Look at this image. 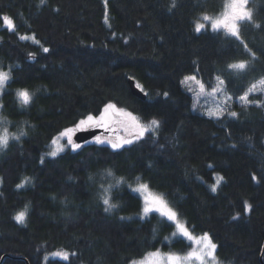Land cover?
<instances>
[{"label":"trees","instance_id":"1","mask_svg":"<svg viewBox=\"0 0 264 264\" xmlns=\"http://www.w3.org/2000/svg\"><path fill=\"white\" fill-rule=\"evenodd\" d=\"M222 8L223 0H108L105 20L104 0H0V70L10 77L0 92L8 132L0 147V264H130L158 248L187 250L173 222L138 216L136 181L161 194L192 233L207 232L223 263L264 264V107L235 103L237 118L211 119L193 110L181 84L196 74L212 87L219 75L236 98L264 78V0H248L252 20L241 24L255 57L224 31L197 36L195 18ZM239 62L244 70L227 68ZM249 99L263 100L259 92ZM108 103L161 127L119 155L91 139L49 155L58 133ZM104 197L115 205L108 212ZM21 211L24 223L15 220ZM56 250L68 260L50 256Z\"/></svg>","mask_w":264,"mask_h":264},{"label":"snow or ice","instance_id":"2","mask_svg":"<svg viewBox=\"0 0 264 264\" xmlns=\"http://www.w3.org/2000/svg\"><path fill=\"white\" fill-rule=\"evenodd\" d=\"M41 3H43V0H41ZM248 3V0H231V4L228 5L229 11H227L222 18H216L212 19L210 17L205 16L203 19L205 21H210L211 23V31L218 33L221 29H223L226 34L230 37H234L236 41L239 42V44L243 45V47L251 53L253 57H255L256 53L252 52L251 49L248 48V45L244 42V40L241 37V24L245 21H251L252 20V14L250 11L246 10V5ZM104 6H105V20H107V8H108V0H104ZM5 25L9 30H14L15 25L13 23V20L8 17L4 16L2 17ZM257 27H260L257 25ZM206 29V25L201 23L197 24L195 27V32L197 36L203 34L204 30ZM22 40L29 39L28 36L23 35L20 37ZM34 43L40 44V41L35 38L33 35L31 37ZM50 49L48 47H43L44 53H49ZM34 53H29V56H33ZM228 69L231 70H244L246 68V64L244 62L239 63H231L227 65ZM9 73L5 71H0V88H2L6 81L9 80ZM186 81H192L196 80V75H191L185 77ZM216 86L212 87V95L216 97H222L223 98V104L219 105L215 110H210L207 112V116L211 119L216 120H223L225 117L230 118H237L238 113L236 111L231 110V105L228 104V101L233 100V95H229L227 92V86L225 84V79H222L221 76H216ZM184 81H181L183 83ZM199 84V92L197 95H203L205 92V85L202 81H197ZM137 88H140V85H136ZM140 91L143 92V89L140 88ZM189 91H192V89H189ZM240 90L237 89V93ZM262 93L264 94V78H262L259 81V87L257 84H252L250 87L247 88L246 91H243L242 94H238L236 96L237 101L243 102L244 105L249 104H255L257 107H264V100L256 99V100H250L249 96L255 93ZM18 95L22 99L23 103L25 105L29 104L30 100L32 99L29 92L26 89H22L18 92ZM163 95L167 98L169 97L168 92H164ZM161 121L157 119H152L150 121L149 125H145L141 123L140 117L134 115L130 111H125L122 108H117L115 104L108 103L104 106L103 110L100 111L99 116H94L92 114H88L85 118L80 119L78 123L75 124L74 127H68L65 128L63 131L59 133V138H66L67 145L71 148L73 152H75L77 149H80L82 147L83 143H87L88 141L85 140L81 143L76 142L74 139V133L77 131L84 129H90V128H104L107 130H113L112 125H118L119 129H122L124 132L127 133L126 137H120L116 136L115 138H108V139H102L100 136H95V143L97 144H107L110 145L111 149L113 150L114 154L119 155L121 151H129L131 150V146L137 144L138 142H144L147 143L148 141L145 140L146 133H150V130L158 129L161 127ZM15 139H19V137H14ZM151 138V137H149ZM52 143L54 145L57 144V139H53ZM8 145V138L7 136H0V147H7ZM64 150L63 146H59L56 148V150L49 153L52 157H56L59 152H62ZM106 150V149H102ZM41 164L44 163V160L41 159ZM224 179L223 176H220L216 184L212 185L211 191L216 192L217 186L220 184V181ZM253 181L257 180L256 175H253L251 177ZM27 182V181H26ZM18 189L24 187V184H17L16 186ZM147 185H141L139 190L147 189ZM122 199V196L119 197ZM138 199V197H136ZM103 199V205H105L104 211L108 212L112 208L115 207V205L110 204V200L107 197L102 198ZM144 206L142 208L143 217L141 219H144V217H148L149 213H159L162 217H165L168 221H171L175 224V226L179 229V232L182 236L186 237L189 241H195L198 243L201 248L200 251L190 253V256H195L196 259L200 260L201 264H216V249L217 244L213 242L212 237L207 233H203V235L197 239L192 235V233L189 231V229L184 225L179 223L178 220V213L177 211H174L173 208L169 207L167 201L163 199L161 196H152V195H145L144 196ZM244 211L249 212L252 209V205L245 202L244 203ZM122 210V209H121ZM25 216L26 213L24 211H21L16 214L15 220L18 223H24L25 222ZM239 216V213L237 216L233 217V219H236ZM121 219H125L124 217H121ZM131 219V218H128ZM72 255H75V253H72ZM153 257H156L157 259H154L150 262V264H179V257L168 255L166 258H160L159 253H152ZM55 257H59L63 260H68L69 254L67 252L55 253ZM48 257H45V260H47ZM133 264H136L134 261Z\"/></svg>","mask_w":264,"mask_h":264},{"label":"rangeland","instance_id":"3","mask_svg":"<svg viewBox=\"0 0 264 264\" xmlns=\"http://www.w3.org/2000/svg\"><path fill=\"white\" fill-rule=\"evenodd\" d=\"M230 4H231V0H223V8H222V10L219 13H217V14H212V13H209V12L200 13L194 20V29H195L197 24H201V23L206 25V29H211L210 21H205L203 18L205 16L210 17L212 19L222 18L223 15L227 11L230 10L229 7H228V5H230ZM246 10H248L247 9V5H246ZM221 31H224V30L221 29ZM0 71H3V70H0ZM191 75H196V74L185 75L182 78V80H181V81H184V82L181 83V84L192 95V100H193L192 101V108H193V110H195V111H197L199 113L207 115L208 111L215 110L219 105L223 104V98L222 97H216V96L212 95V87L216 86V80L214 81V84H213L212 87H207L204 84L205 85L204 94L203 95H197V93L199 92V84L197 83V81H202V80L196 75V80L186 81L185 77L191 76ZM260 80L254 82L255 84L258 85V87H259V81ZM2 88H0V92H1ZM189 89H192V91H189ZM262 98L264 100V94H262ZM235 103H237L238 105H243V102H239V101H237L236 98H233V100L228 101V104L231 105V110H233V111H236V109L233 108ZM97 116H99V115H97ZM141 123H143L145 125H149L150 121L141 120ZM72 127H74V126H72ZM90 129H95V128H90ZM99 129H100L99 132H97L91 138L92 141H95V136H100L102 139L115 138L116 136H120V137H126L127 136V133L124 132L122 129H119V126L115 125V124L112 125V129L113 130H107L106 131L104 128H99ZM5 135L8 138V132L4 128V126H3V124H2V122L0 120V136H5ZM54 139H57V144L54 145L51 142V147H50L49 153L54 151V150H56V148L59 147V146H63L64 149L69 147L67 145L66 138H59V133L54 137ZM141 185H142L141 183L136 181L133 184V187H131L134 191H136L140 195L141 200H142V207H141L140 212L138 213L139 217H143L142 208L144 206V199L143 198H144L145 195L163 197L161 194L151 190L148 187H147V189L139 190ZM143 185H146V184H143ZM163 199L165 201H167L164 197H163ZM167 203H168V201H167ZM168 205H169V207L173 208L172 205H170L169 203H168ZM173 210L176 211L174 208H173ZM157 214H159V213H157ZM178 220H179V223L184 224L188 228V226L186 225L184 219L181 218L179 215H178ZM174 227H175V234H177L178 236L184 237V236H182L180 234L179 229L175 226V224H174ZM189 231L191 232L190 229H189ZM192 235L194 237H196L197 239H199L203 234H194V233H192ZM184 238L187 239L186 237H184ZM190 243H191L190 247L187 250H185L184 252H179V251H175V250H164V249L158 248V249H154V250L148 251L147 253L144 254L143 257H141L139 259H136L134 261L136 262V264H150V262L152 260L157 259L156 257H153L151 254L152 253H159L160 254V258H166L168 255L179 257V264H201L200 260L196 259L195 256H190L189 255L190 253H193V252H197L198 253L200 251L201 246L198 243H196L195 241H190ZM57 252L65 253V251H63V250H56V251L52 252L50 256H55V253H57ZM215 255H216V253H215ZM216 257H217V255H216ZM133 262H131L130 264H133ZM165 264H166V261H165ZM216 264H225V263L220 261L219 258L217 257Z\"/></svg>","mask_w":264,"mask_h":264},{"label":"water","instance_id":"4","mask_svg":"<svg viewBox=\"0 0 264 264\" xmlns=\"http://www.w3.org/2000/svg\"><path fill=\"white\" fill-rule=\"evenodd\" d=\"M128 83H129L131 92L134 95H137L140 98L145 97V94L142 91H140V88L136 87V84L133 79H129ZM99 130H100L99 128L87 129V130L81 129L74 134V139L77 142H83L85 140H90L97 132H99Z\"/></svg>","mask_w":264,"mask_h":264}]
</instances>
